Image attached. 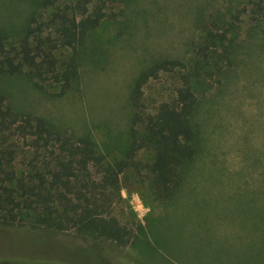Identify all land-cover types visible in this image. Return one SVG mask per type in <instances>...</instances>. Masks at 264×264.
I'll list each match as a JSON object with an SVG mask.
<instances>
[{
	"label": "rangeland",
	"instance_id": "rangeland-1",
	"mask_svg": "<svg viewBox=\"0 0 264 264\" xmlns=\"http://www.w3.org/2000/svg\"><path fill=\"white\" fill-rule=\"evenodd\" d=\"M78 1L45 6L42 0H0L6 47L17 48L35 25L32 18L47 21L59 7ZM99 5L101 23L67 50L77 58L79 76L66 94L54 95L59 87L51 81L40 89L28 67L0 76V93L13 114L44 117L74 137L89 135L103 156V167L91 168L97 182L104 167L124 164L120 195L111 187L97 193L100 203L108 195L114 199L105 214L127 228V242L0 228V261L264 264V0L86 3L88 12ZM209 31L225 37L207 58L200 47ZM41 33L56 35L51 26ZM163 59H179L184 67L159 71L135 103L137 76ZM185 73L199 100V149L180 170L179 185L163 198L152 184L155 148L146 125L161 104L175 102ZM135 139L146 143L135 150ZM0 148L14 150L8 169L28 173L35 153L15 125L0 127Z\"/></svg>",
	"mask_w": 264,
	"mask_h": 264
},
{
	"label": "trees",
	"instance_id": "trees-1",
	"mask_svg": "<svg viewBox=\"0 0 264 264\" xmlns=\"http://www.w3.org/2000/svg\"><path fill=\"white\" fill-rule=\"evenodd\" d=\"M56 1L42 0L41 4L47 6ZM87 2L79 0L59 7L47 21L32 18L35 25L27 28L17 48H7L0 35V76L20 74L28 67L29 75L40 89H44V82L51 81L59 87L54 95L66 94L79 76L77 58L67 50L74 49L105 16L102 5L88 12ZM44 26L53 27L56 35H43ZM223 37L225 34L218 37L217 33L209 31L200 51L208 58ZM178 66L184 67L179 59H163L140 72L131 93L132 100L138 101L144 84L159 71ZM183 78L185 84L178 89L175 102L161 104L156 113L148 116L146 125V138L155 148L152 184L163 198L173 192L172 187L179 185L180 170L191 162L199 149L200 131L194 122L199 100L189 83V75L185 73ZM14 125L35 155L28 162V173L23 174L7 168L14 150L0 148V228L104 237L126 243L127 228L116 217L105 214L114 199L107 194L100 203L97 193L99 188L111 187L120 195L119 175L124 164L104 167L103 181L97 182L91 168L103 167V156L89 135L74 137L52 128L44 117L13 114L6 106L4 94L0 93V127L6 130ZM133 142L135 150L146 143L136 139ZM10 263L20 264L0 261V264Z\"/></svg>",
	"mask_w": 264,
	"mask_h": 264
}]
</instances>
